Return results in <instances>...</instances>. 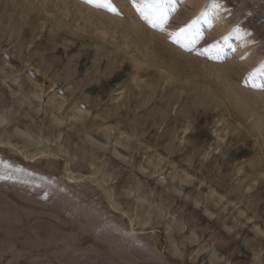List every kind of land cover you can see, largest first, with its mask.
Returning a JSON list of instances; mask_svg holds the SVG:
<instances>
[{
	"label": "rangeland",
	"instance_id": "374dc122",
	"mask_svg": "<svg viewBox=\"0 0 264 264\" xmlns=\"http://www.w3.org/2000/svg\"><path fill=\"white\" fill-rule=\"evenodd\" d=\"M111 2L0 0V264H264V0Z\"/></svg>",
	"mask_w": 264,
	"mask_h": 264
},
{
	"label": "snow or ice",
	"instance_id": "6c2138e0",
	"mask_svg": "<svg viewBox=\"0 0 264 264\" xmlns=\"http://www.w3.org/2000/svg\"><path fill=\"white\" fill-rule=\"evenodd\" d=\"M85 3L103 7L105 10L114 14L117 13V9L112 4L111 0H84ZM133 6L137 12L141 15V18L149 23L152 27H158L168 19V13L166 9V0H132ZM186 30L181 29L179 33H176L178 38ZM254 87L264 89V82L260 84H254Z\"/></svg>",
	"mask_w": 264,
	"mask_h": 264
},
{
	"label": "bare ground",
	"instance_id": "6f19581e",
	"mask_svg": "<svg viewBox=\"0 0 264 264\" xmlns=\"http://www.w3.org/2000/svg\"><path fill=\"white\" fill-rule=\"evenodd\" d=\"M132 58H135V60H139L135 55H133V57ZM164 72H166L167 70H163ZM182 79V78H181ZM186 79V78H185ZM189 79V78H188ZM187 79V80H188ZM190 80V79H189ZM184 81V80H183ZM122 87V86H121ZM121 89V88H120ZM121 92V91H120ZM119 93V92H118ZM122 94V93H121ZM119 95V94H118ZM218 119V118H217ZM218 121H220V119H218ZM221 121H222V123H221V125H224V124H226L227 126H228V124H229V126L228 127H230L231 125H230V123H229V121L227 120V118H224L223 117V120L221 119ZM218 124H220V123H218ZM184 128V127H183ZM226 128V127H225ZM188 129H189V127L187 126V127H185V129H184V133H186L187 131H188ZM224 130V129H223ZM226 130V129H225ZM182 131H183V129H182ZM223 132V131H222ZM47 134H49V136L50 135H52L51 134V132L50 131H48L47 132ZM187 134V133H186ZM54 137V136H53ZM220 138L221 139H223L221 136H220ZM182 139V138H181ZM47 141H54L55 139L54 138H52V137H48V139H46ZM183 141V140H182ZM111 169V168H110ZM248 190H250L251 191V187H248ZM171 206L172 205H169L168 204V202L166 203V210H169L170 208H171ZM149 213V216H150V211L148 212ZM182 215L183 214H178V216L179 217H182ZM147 217V221L145 222V223H150V220H151V218L150 217ZM178 216H176V215H169V217H168V219L166 220V225H165V227H164V230H165V232L168 234V235H171V234H173L174 232H175V230H176V228L179 226V224L178 223H182L183 224V218H181V219H178L177 217ZM166 234V235H167ZM173 238V237H172ZM194 259V258H193ZM178 261V260H177ZM195 261V260H194ZM193 261V262H194ZM180 263H182V262H180ZM179 263V264H180ZM210 264H213V262H210Z\"/></svg>",
	"mask_w": 264,
	"mask_h": 264
}]
</instances>
